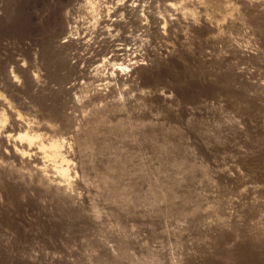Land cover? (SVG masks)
Masks as SVG:
<instances>
[{"label":"rangeland","instance_id":"1","mask_svg":"<svg viewBox=\"0 0 264 264\" xmlns=\"http://www.w3.org/2000/svg\"><path fill=\"white\" fill-rule=\"evenodd\" d=\"M48 1L0 0V45L4 43V52L9 55L12 50L14 55L23 54L25 45L28 49L35 48L32 53H38L35 56L40 62L32 64V68L41 74L46 93L42 96L27 87L21 95L28 101V107L18 103L16 107L18 105L20 111L41 123L61 117L68 107L66 98L70 92L67 85L82 87L79 82L84 80L86 83L87 73L101 63L83 60L79 74L62 63L57 38L65 8L62 9L63 0H54L52 4ZM86 46V50L81 51H88ZM8 55L4 63L9 61ZM185 57L173 65L175 70L171 69L168 75L148 79L134 76L127 81H118L120 83L112 88L105 87L103 91L107 98L117 95L125 98L118 105L127 109L128 127L123 144L136 143L141 159L152 154L146 150L151 148L168 160L177 174L180 199L163 204L149 199L143 209L130 214L114 208L94 207L86 200L88 209L83 211L85 213L81 215L79 211L66 208L71 214L77 212L68 215L65 207L60 210L50 204L44 208L40 199L30 201L20 192L13 191L16 197L13 193L8 194L0 205V264H95L101 257L108 256L104 241L116 232L136 238L131 243L144 264H198L196 255L203 251L207 237L211 235L209 229L212 227H206L207 222H224L234 209L230 207L242 202L257 207L261 216L264 215V160L258 165H244L238 155L254 148L257 139L251 129L264 122V101L263 104H250L243 111V95L246 92L264 98V83L219 80L217 84H207L210 69L195 56ZM111 66L109 71L113 64ZM106 81L97 80V83ZM162 93L171 97L165 99ZM184 110L188 111L187 115ZM2 157L6 159L0 151V159ZM12 163L0 164L2 173L4 169H10ZM229 171L236 176L233 180L221 174ZM4 203L10 206H4ZM106 212L110 215H105ZM67 216L73 226L66 220ZM72 218L78 219L75 220L77 225ZM251 222L256 223V220ZM250 252L245 253L240 264H264V254ZM208 263L211 261L201 264Z\"/></svg>","mask_w":264,"mask_h":264},{"label":"bare ground","instance_id":"2","mask_svg":"<svg viewBox=\"0 0 264 264\" xmlns=\"http://www.w3.org/2000/svg\"><path fill=\"white\" fill-rule=\"evenodd\" d=\"M53 2L55 3L54 0H49L47 3L52 4ZM227 2L228 0H224V3ZM183 3L184 0H63L62 9L65 8V13L62 17V29L57 38L58 48H60L62 53V63L71 71L73 70L79 74V65L83 60H89L93 63L101 61V63L97 64V67H93L91 72L89 71V74L87 73L88 79L86 83L93 87L104 85V87L100 88L102 92L105 87L112 88L118 81H127L134 76L148 79L165 73L168 75L171 69L175 70L173 65H177L178 60L188 57H185V55H191L193 58L195 56L198 62L203 63L210 69L209 76L207 75V84H217L219 80L220 82L227 81L232 83L237 81H249L252 83L260 81L264 83V25L261 26L262 30L257 32L258 40L256 43H260V45L258 44L259 47L255 53L243 51L235 45L229 48L232 43L231 40L227 37H216V29L207 22L195 26L191 21H185L182 17H190L194 10L186 5L183 8L175 7ZM97 15H99L100 19L93 26L92 22L96 20ZM81 16L84 17L83 20L78 19ZM137 34L142 37L138 39L139 35ZM64 40L66 42H62ZM83 44L87 45L85 46L89 48L88 51H85V46H83L84 51H81L83 48L78 49ZM33 49L35 48L28 49L24 45L25 52L17 55H14L11 50L12 53L8 57L9 61L4 63V60H7L5 56L8 54L4 52V43L1 42L0 45V93L7 96L15 106L18 103L19 106L28 107V101H25V98L21 95L27 87L38 91L42 96L46 93L41 74L39 80L33 75L37 70L33 69L32 64L40 62L37 59L39 57L35 56L38 53L34 54L35 51L32 53L31 50ZM24 62H26L27 66H25ZM111 64H113V68L109 71L110 67H112ZM127 69L131 70L128 71ZM13 74L18 76L22 83H16ZM97 80L107 81L105 83H97ZM103 93L105 94L106 92ZM162 96L165 99L171 97L170 94L166 93H162ZM242 101L241 109L244 111L250 104H263L264 98H261L260 95L257 96L253 93L245 92ZM19 106L17 105V108ZM187 112V110H184V115H187ZM5 113L8 116V124L6 126L4 121ZM39 124L43 123L38 122ZM11 126L15 128L10 129L9 127ZM0 129H3V132H0V151L4 153V149L8 148L12 152L11 156L5 155L6 159L2 157L3 162H0V164L4 165L5 161L15 163V167L12 166V163L10 169H4V173L0 170V205L6 195L15 191L20 192L23 197L30 199V201L32 199L35 201L40 199L44 208H48L52 204L56 205L60 210L65 207L63 209L68 208L71 211H79L80 214L86 212L85 209L88 207V205L86 207V199L82 201L77 196L65 193L62 190L43 187L40 183V176H31L29 174L30 164L28 165V170H20L21 157L12 149V144L25 149H27V144L15 140L9 141L6 133L18 135L27 130V125L16 119V113L8 109L2 99H0ZM45 130L43 127L33 126L29 136L31 138L34 133ZM251 130L256 133V145L252 149L250 147V150L242 149L243 151L238 154L240 161L244 165H254L264 160V122L260 126L256 125ZM221 174L228 180H233L236 177L230 171L221 172ZM19 189L21 190L19 191ZM19 197L21 199V196ZM27 199H25L26 202ZM34 203L36 204V202H33L32 205ZM7 205L4 203V206ZM31 207L33 210V206ZM44 208L43 210H45ZM230 208L231 210L232 208L234 209L230 212L229 217L224 218L226 219L225 221L223 219L224 222H207L206 227H212L209 229L211 235L207 237L203 251L196 255L198 264L206 263L209 260L211 263L208 264L213 262V264H240V260L244 258L245 253L248 251L264 254V215L261 216L260 212L256 210L257 207L254 208L248 203H237V205ZM66 211L68 215L71 214L69 210L66 209ZM254 219L256 223L251 222ZM45 220L48 221L46 218ZM66 220L70 221L69 216H67ZM73 220L75 224L78 223L75 222V220H78L77 218ZM70 223L72 224L71 221ZM251 264L253 263L251 262Z\"/></svg>","mask_w":264,"mask_h":264},{"label":"clouds","instance_id":"3","mask_svg":"<svg viewBox=\"0 0 264 264\" xmlns=\"http://www.w3.org/2000/svg\"><path fill=\"white\" fill-rule=\"evenodd\" d=\"M185 5L194 10L190 17H182L185 21L195 26L207 22L216 29V37L231 40L229 48L235 45L255 53L259 47L256 41L257 32L264 25V0H228L227 3L224 0H184L175 7ZM99 19L97 15L93 26ZM24 64L27 66L26 62ZM33 75L39 80V71ZM13 76L16 83H22L18 76ZM79 83L82 87L67 85L70 95L66 98V112L39 125L35 117L21 112L0 93L7 108L16 113V119L27 125V130L18 135L6 133L9 141L27 144V149L12 144V149L21 157L20 170H28L30 164L29 174L40 176L43 187L62 190L82 201L86 199L94 207L114 208L124 214L139 212L149 199L161 204L179 200L177 174L168 160L151 148L146 150L152 154L141 159L136 143L123 144L128 127L127 109L118 105L125 98L119 95L107 98L100 86L93 87L84 80ZM4 121L7 125L6 113ZM33 126L46 130L30 138ZM4 154L11 156L12 152L5 148ZM12 166L15 167V163ZM135 239L123 236L122 232L111 234L104 241L108 256L101 257L95 264H144L131 243Z\"/></svg>","mask_w":264,"mask_h":264}]
</instances>
